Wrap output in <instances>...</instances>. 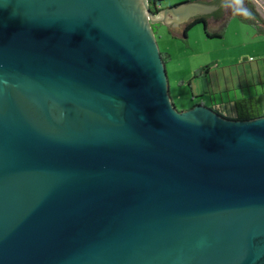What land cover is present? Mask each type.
<instances>
[{"label":"water","instance_id":"1","mask_svg":"<svg viewBox=\"0 0 264 264\" xmlns=\"http://www.w3.org/2000/svg\"><path fill=\"white\" fill-rule=\"evenodd\" d=\"M218 10L0 0V264H264V117L179 111L154 31Z\"/></svg>","mask_w":264,"mask_h":264},{"label":"rangeland","instance_id":"2","mask_svg":"<svg viewBox=\"0 0 264 264\" xmlns=\"http://www.w3.org/2000/svg\"><path fill=\"white\" fill-rule=\"evenodd\" d=\"M193 1L166 0L162 4L168 9ZM250 1L264 20V0ZM246 11L236 8L233 14ZM226 25L222 38H209L201 23L189 31L186 40L174 37L165 26H154L161 54L171 57L166 66L171 97L179 111L204 105L235 119L237 101L264 96V37L239 17H230L211 32L222 33ZM207 67L209 73L200 76Z\"/></svg>","mask_w":264,"mask_h":264},{"label":"trees","instance_id":"3","mask_svg":"<svg viewBox=\"0 0 264 264\" xmlns=\"http://www.w3.org/2000/svg\"><path fill=\"white\" fill-rule=\"evenodd\" d=\"M166 0H150L151 9L154 13H158L163 10L162 3ZM202 0H194L193 2H199ZM221 1V0H219ZM242 3L246 6V13H236L234 14L235 17L241 18L247 24L251 25L255 30H257L258 35L264 37V20L262 19L261 15L258 13L256 6L250 0H242ZM234 17V18H235ZM205 23V31L209 38H222L223 33L226 31L228 25L224 27L222 33H213L210 31L207 22L204 19H198L193 24H191L186 29V38L188 37L189 31L198 24ZM162 58L164 63L167 65L171 57L170 55H163ZM210 68H205L199 75H203L204 73H209ZM226 119L234 120V121H250L264 117V106L262 104L261 96H250L249 98H243V100L236 102V118L230 119L227 116L220 114Z\"/></svg>","mask_w":264,"mask_h":264},{"label":"flooded vegetation","instance_id":"4","mask_svg":"<svg viewBox=\"0 0 264 264\" xmlns=\"http://www.w3.org/2000/svg\"><path fill=\"white\" fill-rule=\"evenodd\" d=\"M200 2L207 4L209 6H212V7L219 8V10L214 12L213 14L203 15V16H200L196 19H191L189 24H187V25L185 24V27H184L185 32H186V29L198 19H204L207 22L209 29H210L214 25H219V26L224 25L229 20V17H233V18L235 17L233 14L231 16H228L229 14H227L228 8H230L233 5H237L235 0H221V1H219V0H202ZM203 24L205 25V23H203Z\"/></svg>","mask_w":264,"mask_h":264},{"label":"crops","instance_id":"5","mask_svg":"<svg viewBox=\"0 0 264 264\" xmlns=\"http://www.w3.org/2000/svg\"><path fill=\"white\" fill-rule=\"evenodd\" d=\"M163 5V4H162ZM165 9V8H164ZM158 26H164V25H158ZM166 27V26H165ZM184 37V36H183ZM169 66V65H168ZM262 104L264 106V96H261ZM224 115V114H223Z\"/></svg>","mask_w":264,"mask_h":264},{"label":"clouds","instance_id":"6","mask_svg":"<svg viewBox=\"0 0 264 264\" xmlns=\"http://www.w3.org/2000/svg\"><path fill=\"white\" fill-rule=\"evenodd\" d=\"M235 2H236L237 4H240V3H242V0H235Z\"/></svg>","mask_w":264,"mask_h":264}]
</instances>
